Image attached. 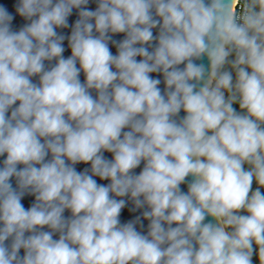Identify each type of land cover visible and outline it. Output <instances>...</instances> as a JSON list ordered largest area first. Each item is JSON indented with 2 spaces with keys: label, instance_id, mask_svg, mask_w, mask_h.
<instances>
[{
  "label": "clouds",
  "instance_id": "clouds-1",
  "mask_svg": "<svg viewBox=\"0 0 264 264\" xmlns=\"http://www.w3.org/2000/svg\"><path fill=\"white\" fill-rule=\"evenodd\" d=\"M88 4L0 6V264H264V0Z\"/></svg>",
  "mask_w": 264,
  "mask_h": 264
},
{
  "label": "water",
  "instance_id": "water-1",
  "mask_svg": "<svg viewBox=\"0 0 264 264\" xmlns=\"http://www.w3.org/2000/svg\"><path fill=\"white\" fill-rule=\"evenodd\" d=\"M17 4H18V0H0V6L5 7L7 9V11L10 14H12L13 17H14V19L12 21V28L14 30H19V28L22 27L23 24L25 23L24 19L22 17H20L19 14L15 10ZM96 6H97L96 5V0H89V4H88L87 7L90 10H95ZM77 19H78V10L74 9L72 15L68 18V23H69L70 27L64 28V29H57V31L67 37L71 33V26L74 25V23H75V21ZM156 31L157 30H154V34H156ZM123 37H124V34H122V33L113 35V39L117 40V41L122 40ZM64 47H65V52L63 53V55H64L65 58H67V57H69L71 55V50H70V48L68 46L67 39H65V41H64ZM109 47H110V50L112 51V53L114 55L117 54V48L113 44L110 43ZM139 59H141V58L137 57V60H139ZM196 62L197 63H204L206 66L208 64V61H207L206 57L202 61H196ZM45 63L47 65L49 62L46 61ZM52 63L54 64L55 61H53ZM181 67H183V65H181ZM150 75H152L153 78L161 79L162 82L159 85V87L163 91L165 86L163 84L162 75L161 74H157V73H153V74H150ZM80 79H81L82 82L84 81L85 77H84L83 73H81ZM33 81L37 82V78L34 77ZM92 94L95 95V92L93 91ZM183 115H184V113L181 112L180 116H183ZM103 155H104V157L106 159H109V160L112 159V154L109 153V152H104ZM2 160H3V157H0V161H2ZM75 167H76L77 171H83L85 168H90V164L79 163V164L75 165ZM142 167H143V164H141V166L139 168L135 169L134 171L136 173H139V171L142 169ZM94 178L97 180L98 183L105 184V185L107 183H109V181H107V180H104V181L100 180L99 177H94ZM12 183H13V186L15 187V180L14 179H13ZM181 189L183 191L187 192V185L186 184H182L181 185ZM125 199H127V198H125ZM33 202H34V197L31 196V195H26L22 199V203L24 204L25 208L30 207ZM133 209H134L133 203L131 201H128V203L126 204V207L124 209H122V211H121L120 219H121L122 223L128 222L130 220H134L137 216H141L143 209H137V210H133ZM69 215H70V213L66 211L65 212V216L67 217ZM212 220H213L212 217H207L206 218V222L212 221ZM142 223H143V228H141L140 224L138 223L137 224V229L142 231V232H144L146 234L148 221L147 220H143V218H142ZM55 238H58V234L54 236V239ZM21 254H22V252H21Z\"/></svg>",
  "mask_w": 264,
  "mask_h": 264
},
{
  "label": "trees",
  "instance_id": "trees-1",
  "mask_svg": "<svg viewBox=\"0 0 264 264\" xmlns=\"http://www.w3.org/2000/svg\"><path fill=\"white\" fill-rule=\"evenodd\" d=\"M233 75H235V74H233ZM233 107L236 108L237 111H239V106H238L237 104H234ZM245 167L247 168L248 166L245 165ZM253 185H254L255 187H257V185H256L255 182L253 183ZM261 191H264V188H262ZM262 193H263V192H262ZM253 264H259V262H258V258H257L256 256L253 257Z\"/></svg>",
  "mask_w": 264,
  "mask_h": 264
},
{
  "label": "rangeland",
  "instance_id": "rangeland-1",
  "mask_svg": "<svg viewBox=\"0 0 264 264\" xmlns=\"http://www.w3.org/2000/svg\"><path fill=\"white\" fill-rule=\"evenodd\" d=\"M255 188H256V187L253 185V190H255ZM262 192L264 193V191H262Z\"/></svg>",
  "mask_w": 264,
  "mask_h": 264
},
{
  "label": "built area",
  "instance_id": "built-area-1",
  "mask_svg": "<svg viewBox=\"0 0 264 264\" xmlns=\"http://www.w3.org/2000/svg\"><path fill=\"white\" fill-rule=\"evenodd\" d=\"M241 2H243V0H241Z\"/></svg>",
  "mask_w": 264,
  "mask_h": 264
}]
</instances>
